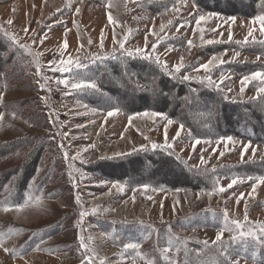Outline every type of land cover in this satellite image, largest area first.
<instances>
[{"label": "rangeland", "instance_id": "obj_1", "mask_svg": "<svg viewBox=\"0 0 264 264\" xmlns=\"http://www.w3.org/2000/svg\"><path fill=\"white\" fill-rule=\"evenodd\" d=\"M210 3L188 0L176 13L172 9L179 0H0V10L18 6L16 21L0 24V112L4 113L0 121V195H7L14 185L25 188L30 183L39 191L19 211L11 207L5 212L6 206H0V264H81L85 255L93 256V264L101 259L105 264H146L149 259L141 256L148 248L172 261L183 255L201 257L205 247L215 251L213 258L218 256L227 264L221 247L231 260L238 258L239 264H258L242 258L233 248L230 237L239 230L231 221L243 222L247 204L253 224L244 231L255 229L260 239L245 236L235 243L264 245V234L255 223H264V185L255 193L251 188L254 181L247 180L225 193L213 189L217 180L226 186L234 177L264 176V140L243 138L235 130L225 132L219 118L222 111L230 125L235 115L248 113L262 129L264 97L253 99L261 85L253 81L241 95L240 81L252 72L264 71V43H260L264 35L259 23H251L264 14V3L227 0V8L219 6L220 2L216 6ZM109 13L116 25L108 22ZM200 15L207 18L201 23L203 44L195 23ZM162 23L166 25L163 32ZM179 25L183 27L177 30ZM102 30L103 50L99 47ZM113 31L118 39L129 35L126 48H143L147 36L151 51V44L158 40L155 54L169 69L181 57L186 67L173 78L154 60L121 55L118 45H113ZM152 31L157 35H151ZM65 33L67 50L61 47ZM12 36L27 47L20 48ZM245 37L248 43H244ZM89 39L93 41L90 46ZM209 39L223 42L207 44ZM188 40L195 45L191 49ZM81 44L84 47L77 51ZM114 47L116 59L91 61L93 53L108 54ZM69 54L88 67L77 69L73 64L67 73L50 70V61H57L53 67L58 66ZM213 55L224 63L217 61L210 73L194 71ZM183 75L193 79L183 81ZM209 75L219 90L201 82ZM74 77L94 79L99 91L73 90L55 82H75ZM116 107L120 113L106 119L107 111ZM144 111L161 112L175 121L168 128L170 143L179 124L185 125L171 154L150 147L152 142H164L166 120L136 117L129 124L130 115ZM224 136H232L237 143L228 149L220 144L213 152L218 138ZM196 138L211 143H201L193 151ZM249 141L251 146L241 159L242 146ZM60 144L69 157L79 154V158L66 159ZM140 145L149 147L132 152ZM117 152L131 154L101 158ZM201 155L206 161L203 165ZM115 182L124 185L123 192L112 187ZM144 184L150 186L147 193L141 187ZM209 192L213 194L209 196ZM240 193L245 197L237 204ZM93 209L97 211L93 213ZM81 211L87 213L82 220ZM226 227L231 231H224L223 244H213ZM152 230L160 231L159 236ZM81 237L92 251L81 247ZM128 243H139L141 255L126 250L123 246ZM5 247L15 254L6 253ZM165 247L172 250L164 253ZM253 249L257 258L260 250Z\"/></svg>", "mask_w": 264, "mask_h": 264}, {"label": "snow or ice", "instance_id": "obj_2", "mask_svg": "<svg viewBox=\"0 0 264 264\" xmlns=\"http://www.w3.org/2000/svg\"><path fill=\"white\" fill-rule=\"evenodd\" d=\"M188 2V0H179V5L178 6H174V8L172 9V11L179 13L181 11V7L186 5ZM262 3H264V0H261ZM60 11V10H58ZM80 9L77 8L76 12L79 13ZM215 15V14H212ZM108 22L110 24L116 25V21L113 19V17L111 16V14H108ZM195 18V17H194ZM207 18L204 15H200L198 18H195V23H196V31L201 33L200 36V40L203 43H205L204 41V36H203V32L204 29L201 27V23L204 22ZM233 22H235V17H231L230 18ZM7 23L10 25L13 23V21L11 19H9L7 21ZM75 23V22H74ZM169 23H171V21H169ZM252 24H257L259 23L260 25V32L261 35H264V14H260L255 16L252 21ZM166 25L165 24H161L160 25V31L163 32L165 29ZM179 27H183V25H179L177 30H179ZM25 32L28 31L27 28L24 29ZM213 31H215V29H213ZM6 35H8V33H5ZM151 35L155 36L157 35L155 33V31H152L150 33ZM113 35V45H118V50L120 51L121 55H126L128 57H140L143 58L145 60H154L156 64L160 65L163 69H165L166 72H168V74L175 78L176 74L181 73V70L184 69L186 67L183 57L180 58V61L176 64L173 65V67L171 69L168 68V64L166 61H162L161 57L159 54H155L156 53V49L158 46V40L153 42L151 44V51H148V37L145 36V46L143 48L141 47H136L135 49L132 48H126V42L129 39V35H124L123 38L118 39L117 38V34L115 31H113L112 33ZM249 36L252 35V30L249 29ZM46 38V34L45 37H42L40 39V42L43 43L44 39ZM12 39L15 43L19 44L20 48H26L27 46L24 44H20L19 41H16L15 36H12ZM228 40L231 41L232 40V34L229 31V35H228ZM223 41L221 40H213V39H209L206 41L207 44H214V43H221ZM248 39L247 37H245L244 43H248ZM93 43V41L91 39L88 40V45L90 46ZM260 43H264V41H260ZM187 44L189 46V49H191L192 47H194L195 45L193 44L192 40H188ZM62 49L67 50L69 48V43L66 39V33H65V38L63 39L62 45H61ZM84 45L81 44L79 46V48L77 49V51H79L81 48H83ZM99 47L101 50H103L104 48V32L103 30L101 31L100 34V41H99ZM117 51V48H113L111 53L108 54H97V53H93L91 55V61L95 62V61H103L108 59L109 57L116 59L117 57L115 56V53ZM64 51H62L60 53L61 57L64 56ZM236 56H239V52H237L235 54ZM235 58V57H234ZM257 59H259V57H257ZM217 61L220 64H223L224 61L222 59H220V57H218L217 55H213L206 63H203L202 65H200L198 68H195L194 71L196 72H200L201 70L204 71L205 73H210L212 68L215 67L217 65ZM75 65V68L77 69H86L88 67L87 64H84L81 62L80 58L77 57H73L71 56V54L68 55L67 61H64L63 59L59 61L58 66L53 67V65H57V61L53 60L49 62L50 65V70L53 72H61V73H67L70 71V68L72 65ZM40 70V65L39 63H37V71L39 73ZM75 82H70L68 79H59L57 81H55L58 84L63 85L65 88L70 87L73 90H79V91H85V90H94V91H99L98 85L96 83V81L94 79L91 78H79L77 79L76 77L73 78ZM193 78L190 75H183L182 76V80L183 81H190ZM224 77H221L220 83H223ZM207 82L208 86L212 87L215 86L218 90H219V84H216L212 79L211 76H205L203 78V80H201V82ZM253 81H258L259 84L261 85L260 87H258L256 89V96L253 97V99H259L264 97V71H256V72H252L248 75H245L241 78L240 84V93L241 95H243L246 87ZM42 89L44 87H46L45 85H41ZM229 91H231L229 89ZM225 99H228V97H225ZM3 100V96L0 95V101ZM121 111V109L119 107L114 108L113 110H109L107 111V117H113L117 114H119ZM13 117H15V113H13ZM136 117H146L149 119H152L153 121H155V119L157 117H159L162 120H166V124L164 125V142L161 143H156V142H152L150 144V147L152 150H157V149H161L164 151H168L170 152V150H172L174 148V143L181 137V133L184 131L185 129V125L183 123L179 124L178 129L175 132V135L173 137H171L172 143L169 142V136H168V128L175 122L173 121L171 118H168L165 114L161 113V112H157V111H144L142 113H136L135 116H129V124L132 123L133 119ZM4 119V113L0 112V121H3ZM66 135V134H65ZM188 135L191 136V131L189 130ZM145 139H147V137H145ZM201 143H205V144H210L211 141L208 140H204L202 141L199 138H196L194 140V143L192 144V150L195 151L196 146L200 145ZM237 143V141L232 137V136H224V137H220L218 138V140L216 141L217 144V148L212 149L213 152L218 151L219 149V145L223 144L225 149H228L229 145H235ZM251 146V141H249L248 144H244L242 146V150H241V159H243V156L245 154V152L247 151V149ZM59 147L61 148V150H63L64 153V157L66 159H76L79 158V154H77V157H69L68 152L66 150H64V145L60 144ZM91 147H95V145H91ZM149 145H140L139 148H133L132 152H136V151H146L148 149ZM88 149L85 148L84 151H87ZM253 153H255V149H253ZM131 153H125V152H117L114 153L113 156L110 157H101L102 159H115V158H119L122 156H126V155H130ZM171 154V152H170ZM225 153L223 151L220 152V156H223ZM200 163L201 165L205 164L206 161L203 157V155H201L200 158ZM204 171H207L206 169H204ZM214 171V169H213ZM254 181L251 185L252 188V193L256 192V189L260 186V185H264V176H247L245 177H234L230 180V182L226 185H220L219 181L217 180V186L213 189V192L216 193H225L226 191H228L229 189H232L235 185L238 184H242L245 181ZM74 187H76V185L74 184ZM113 188L118 189L120 192L124 191V185L121 184L120 182H115L112 184ZM143 191L145 193H147V191L149 190V185L148 184H144L141 186ZM152 191H157L156 188H153ZM179 191V190H177ZM213 192H209L208 195L211 196L213 194ZM251 194H249L250 196ZM245 197L244 193H240V197L237 198V204L240 203V200L243 199ZM152 197L149 196L148 199H151ZM76 202L79 204L80 203V198L79 195H77L76 197ZM16 210L19 211L20 208L22 207V205H17L15 206ZM5 212H8L11 210V207H5L3 209ZM93 213H95L97 211V209H93L92 210ZM87 213H85L84 211L80 212V217L81 220L83 219V217L86 215ZM229 213L227 211V209H225L224 211V217L227 221V217H228ZM256 226L259 229V233L260 234H264V223H260V222H255ZM231 224L235 225V228L237 230H239L237 232V234H234L230 237V240L235 242L238 240V238H242L245 236H251L254 237L255 239H260V236L256 235V231L255 229H252L248 232H245L244 229L246 226L253 224L252 221H249L248 218V212H247V204H245V214H244V218H243V222L240 220H232ZM225 230H229L231 231V229L229 228H224L221 229L216 237L215 240L213 241V244H217L218 242L222 245L223 244V234ZM81 240V247L87 249L88 251H92L91 249L88 248V245L86 243H84V239L83 237L80 238ZM205 245L208 244V241L205 240L203 242ZM0 246H3V240L0 239ZM126 250L127 249H132V250H137V255H141V253L138 251L141 248V245L139 243H128L125 244L123 246ZM172 249L169 247H165L163 249L164 253H169ZM4 251L6 253H13L15 254V250L14 249H9L7 247L4 248ZM221 255L225 257L226 261H228V264H239V259L237 258V260H231L230 259V255L227 253V249H224L223 247H221ZM81 264H93V256H89V255H85L84 258L81 261ZM99 264H105V261L103 259H101L99 261ZM146 264H155V262L153 260H147Z\"/></svg>", "mask_w": 264, "mask_h": 264}, {"label": "trees", "instance_id": "obj_3", "mask_svg": "<svg viewBox=\"0 0 264 264\" xmlns=\"http://www.w3.org/2000/svg\"><path fill=\"white\" fill-rule=\"evenodd\" d=\"M220 2L219 6H223L224 8L227 5V0H211V5L216 6V4ZM247 6V5H246ZM227 8V7H226ZM246 10V9H245ZM247 11V10H246ZM1 33V32H0ZM107 60V59H106ZM105 61V60H104ZM219 112V111H218ZM220 116L222 119V129L227 132L229 130L233 131L235 130L237 134H239L243 138H247L249 140H264V118L261 121L262 123V129L258 127L255 122L252 121L251 117H249L248 113L242 114V115H235L234 117V123L233 124H227L225 121V116L223 115L222 111H220ZM220 122V123H221ZM234 131V132H235ZM32 185L29 186V184L25 188H18L16 185L11 187L9 189V193L5 196L0 195V206H6V207H15L17 205H26L28 202L34 200L39 196V191L34 188L33 183H30ZM8 187L5 186V189ZM156 230H152L151 233H154L159 236V232ZM161 234V233H160ZM146 238V237H145ZM143 240H146V239ZM233 243V248L238 252L239 256L242 258H245L251 262L254 261V263L258 264H264V245H258L257 243ZM253 247L259 248L260 252L258 257H254V253L256 252ZM152 250V251H150ZM212 249H209L208 247H205L203 249V253L201 257L196 258L193 255H183V256H177V261L174 258V260L170 261L167 259V257H164L159 252L155 251L153 248H148L144 250V254L141 256V258L153 260L155 264H160L162 261L158 260L156 257L158 254L159 257H162L164 264H209L208 260H213L217 264H227L225 261L220 259L218 256H215V258L212 257L213 254ZM215 252V251H214ZM157 254V255H156ZM176 261V262H175Z\"/></svg>", "mask_w": 264, "mask_h": 264}, {"label": "crops", "instance_id": "obj_4", "mask_svg": "<svg viewBox=\"0 0 264 264\" xmlns=\"http://www.w3.org/2000/svg\"><path fill=\"white\" fill-rule=\"evenodd\" d=\"M43 2V1H42ZM44 4V2H43ZM16 7H18L17 5L16 6H12L10 8H7L5 10H0V24L4 26V24H7V21L9 19H11L13 22L16 21Z\"/></svg>", "mask_w": 264, "mask_h": 264}]
</instances>
